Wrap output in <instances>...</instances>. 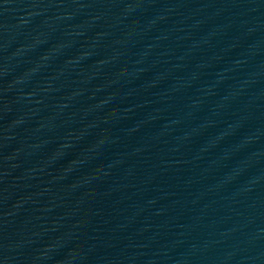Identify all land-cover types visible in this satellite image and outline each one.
<instances>
[{
  "label": "water",
  "instance_id": "water-1",
  "mask_svg": "<svg viewBox=\"0 0 264 264\" xmlns=\"http://www.w3.org/2000/svg\"><path fill=\"white\" fill-rule=\"evenodd\" d=\"M0 264H264V0H0Z\"/></svg>",
  "mask_w": 264,
  "mask_h": 264
}]
</instances>
